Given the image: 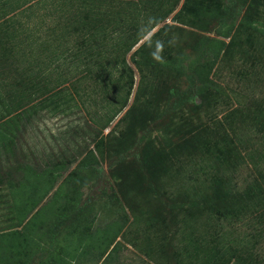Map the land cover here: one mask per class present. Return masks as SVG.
Segmentation results:
<instances>
[{
	"label": "rangeland",
	"instance_id": "1",
	"mask_svg": "<svg viewBox=\"0 0 264 264\" xmlns=\"http://www.w3.org/2000/svg\"><path fill=\"white\" fill-rule=\"evenodd\" d=\"M59 1L36 0L22 9L17 14L21 22L15 23L22 41L11 43L18 49L0 47L3 58L14 55L0 67V83L5 82L0 89L28 99L13 116H4L8 108L2 106V124L15 131L7 148H0V234L6 232L0 247L24 258L34 253L35 264H52L51 256L58 254L67 264H264V0H235L241 13L229 36L221 34L218 17L231 0H205L214 12L199 25L177 22L172 14L156 26L132 51L161 30L152 41L164 42L163 63L147 44L137 62L132 51L127 54L134 73L132 94L104 130L92 116L102 115L125 94L119 83L118 88L109 84L127 75L114 48L120 26L90 38L95 27L77 23L76 13L82 11L70 7L75 12H64L70 15L66 18L54 10L65 7ZM108 1L101 3L104 9ZM127 1L130 11L142 10V0ZM80 8L96 10L93 2ZM54 25L57 32L64 30L61 48L78 54L71 57L83 65L64 62V53L51 60L50 49L41 50L45 42H54ZM207 36L225 45L211 70L215 83L204 105L202 95L190 99L187 92L201 89L200 70L205 69L188 65ZM31 51L48 62L44 74L36 67L33 73L27 58ZM177 57L180 66L174 65ZM98 63L108 67L102 85L90 75ZM60 75L68 78V86L56 90L54 98L63 101L65 110L50 98V89L64 84ZM26 78L43 93L29 91ZM10 98L13 108L17 99ZM29 169L63 172L37 206L24 177ZM23 184L30 192L21 190ZM56 205L68 215L60 224L51 213ZM24 206L33 208L25 215V228L18 218ZM53 217L56 224L50 222ZM114 221L122 224L118 233ZM85 223L92 231L83 235ZM13 228L27 236L19 237Z\"/></svg>",
	"mask_w": 264,
	"mask_h": 264
},
{
	"label": "trees",
	"instance_id": "2",
	"mask_svg": "<svg viewBox=\"0 0 264 264\" xmlns=\"http://www.w3.org/2000/svg\"><path fill=\"white\" fill-rule=\"evenodd\" d=\"M28 1L30 2L29 3L30 5H25L26 3H28L27 1L15 0L13 5L7 6L6 4L11 3V0H0V23H2L1 29H0V46L3 47L4 45H6L7 46L6 49L9 52H15L16 49H18L17 45H16L17 47L14 49L15 45L11 44V43H14V41H16V40L22 41L21 39L17 38L18 34L15 33V30L17 28V27H15V23L17 24L18 22H21L20 20L17 21V19H18L17 14L20 11H22V9H25L31 5H34L35 4L34 1H36V0H28ZM103 1L104 0H60L58 4L60 6L65 5V7L64 8L58 7V8L54 9L57 13L58 12L60 14L62 13L61 14L62 16H66V18H70V15H68V14L64 15V12H75L70 7L77 6V9L82 11V12H77L78 10L76 9V12H77L76 18L78 20L77 23H81L83 21V23L80 25V27H82V25H85V24H88V25L90 24L92 27H95L89 35L90 38H93V36L96 37V36L100 35V32H102V30H105V28L110 29L113 32V30H112L113 26H117V25L120 26V35H119V37H115V38H117V42L115 43L114 48H116L117 53H118V54H116V57H121L119 64H122V67L126 68L127 75H125V76L120 75L119 78H113L111 81H109V84H112L114 87L118 88V83H119L121 85V89H123V90L125 89V94L120 96L121 98L117 97L116 101L111 106H109L108 110L107 111L105 110L102 115L95 113L94 116H92V121L97 126H100L101 130H104L107 127H109L110 124L113 122V120L117 117V115H119L125 109V107H127V105H128V102L130 100V96L132 94L133 85H134V73H133V68L128 64L126 57H127V54L130 53L132 51V49L140 42V40L144 39V37L142 38L139 36V32H140L141 28L147 23L148 18L153 17L156 20V23L154 25H152L150 28V32H151L156 26H158L160 23L165 21L172 14H173V20H175L177 22L179 21L180 23H183L185 25L195 26V25H199V23L204 21L205 14L212 15V12H214L211 7L207 8L206 4L203 3L205 0H149V1L147 0L146 2L142 0V5H143L142 10L139 11L140 8L134 9V11H136V12L130 11L125 6L123 0H117V1L116 0H110V1L107 0L109 2V6L106 7L105 9L103 8V6H101V3ZM91 2L94 3L96 10L93 9L91 12L85 13V8H80V7H84L88 4H90ZM125 3H127V4H138L133 0H129ZM229 3H230L229 7L224 8L222 13L220 12L221 16L218 17V21L221 24V29H222L221 34L223 36H229L230 35V31L234 28V24H235L234 20H236L237 15L241 13V9L235 3V0H231ZM56 9H58V10H56ZM34 11H36V10H34ZM242 20H243V18H242ZM209 23H210L209 21H206L205 25L208 26ZM96 24H98L97 27H96ZM60 26L63 28L62 25H60ZM52 27H51V31H53V32H50V34H51L50 36L51 37L53 36L52 41H54V42H52V43L45 42L44 44L46 46L44 47L43 46L44 44H42L43 48H41V50L47 51V49H50L51 53L47 57H49V59H51V60L56 59V57H58L59 54H57V53H60V55H62V53H64L63 54L65 57V59H63L64 62H66V61H68L69 63L75 62L78 65H83L81 63L76 62V60L78 58L73 59L71 57L74 55L79 56L78 54L73 52L71 49L67 50V49L61 48L63 41H64V38L61 37V33L64 30L61 33H59V32H57V29L55 28L56 25H54V28H52ZM79 29L80 28H77L76 33L79 31ZM65 30H66L65 34H69V29L65 27ZM160 32H161V30H158L149 38L151 40H154V38ZM76 33H74V34H76ZM85 33H86V29H85ZM85 33H84V35H82V37L86 36ZM106 35H109V34H106ZM145 40H143V42L140 43L138 48H136L135 50L132 51L131 56H133V59L136 62H137L136 55L147 44L145 42ZM8 43H10V45H11L10 48L7 45ZM199 45H200L201 49L197 48L196 50H197V52H200V54L198 55L197 59L191 60V62L188 66L190 69L194 70L195 66H197V64H198L199 66H202L203 69H205V72H202V70H200V74H201L200 79H201V82L203 83V86H201V89L199 90L201 93L199 91H196V90H190L187 93L189 94L190 99H195L196 97L202 95V98L204 100V101L203 100L202 101H203L204 105H207V102H209L208 96L210 95L209 91L211 88V84L215 83L214 79L210 78V73H211L212 68L215 66V64L217 63V60L220 57V54L222 51L221 50L222 45H225V44H224L223 40H219V39H215L213 37L207 36L206 41L204 43L199 44ZM32 53H34V54L32 55ZM27 54L30 55L29 57H33L31 59L33 61H30V64L33 63L31 65L34 68L33 73L35 72L36 68L37 69L39 68V73L44 74L43 67L46 66L48 64V62H46V60L43 61L44 58H42V61H40V58L42 57V56H40V52L38 53L35 51H33V52L31 51L30 53H27ZM10 56L12 57L14 55L7 54L4 57V61H7V59L10 58ZM117 63H118V61H117ZM167 63L171 64V61H167ZM179 64H180V60L177 57L176 58V64L174 63V65L180 66ZM96 65H98L97 70L91 71L90 75H92L94 79L95 78L98 79L97 80L98 84L102 85V82L104 81L103 72L106 71L108 69V67L106 66L105 63H103L102 65L98 63ZM116 67H117V65H116ZM30 69H31V67H30ZM117 69H119V67ZM32 77H35V76H32ZM60 77H62V78L59 81L64 82V84H63V86H59L54 90L50 89V93H51L50 98H51V103L55 104L58 109L60 107H62L63 110H65V108L63 107V101H57L58 99L54 98L55 96H57L58 91H56V90L68 86L67 85V82H68L67 79L68 78L66 76H63V75H60ZM123 77H124V80H123ZM58 79H59V77H58ZM26 81H27V85L31 87L30 90L28 89L29 91L35 90L36 93H38V92L43 93L40 91L42 88H40V87L38 88L32 78H26ZM3 83H5V82H1L0 84H3ZM45 87H47V86H45ZM45 87H44V89H45L44 91H46V89H47ZM23 96L25 97L26 94ZM9 97H11L10 99H13V101H14V98L17 99L15 107H13V108L11 105L8 104ZM24 97L18 99L16 97L15 93L4 94V91L0 89V148L2 146L3 147L5 146L7 148V145L9 144V141L13 138L12 135L14 134V131H15V128L11 127L10 125L5 126L2 124L3 115H1V112L2 111L4 112V110H2V106H5L6 108H8L6 110V112L3 113L4 116L5 115H9V116L12 115L13 116L14 114H17L18 111L21 112V110L23 108H26L25 103H26V101H28V99L24 100L25 99ZM44 99H45L44 101L46 102L47 98H44ZM138 99L139 98H136V100H138ZM69 100H70V98L67 97L66 100H64V101L67 102ZM9 120H11V119H9ZM24 174H25L24 175L25 179L27 181L31 182L30 183L31 186H29V187L31 189L30 191H32V193L35 196L34 204H35V206H37L36 200L37 199L39 200L40 198L44 199L47 197L49 192L53 189L57 178L61 177L63 175V172H61L59 170H50L48 172H38V171H34L32 169H29L26 172H24ZM70 178L71 177H67L65 179V183L67 181H69ZM62 185H64V184H62ZM19 189H17V190H19ZM22 189L25 190L26 192H30V191L26 190L24 184L21 186V190ZM58 191H57V193H58ZM34 196H33V198H34ZM20 197H24V196H20ZM33 205L31 207H34ZM56 207H57V205H56ZM56 207H53V210L51 211V213L59 221L58 223L57 222L56 223L60 224V221L65 217L67 218L68 215H66V213H64L65 210L62 209L64 206H58L57 208ZM30 208H28V210H27V209H25V206H24L23 209L21 208L19 210L20 211V214L18 216L19 221H20L19 225H25V222L28 219V216L26 217L25 215L30 213L31 210H33V208L32 209H30ZM25 210H27V211H25ZM54 217L52 218V221H50L51 219L48 221L56 224L55 221H53ZM45 219H46V217H45ZM115 223L117 224V233H118L122 229V224L119 225V223L117 221H114L113 225ZM67 226L68 225H66V227ZM25 227H26V225L24 226V228ZM81 228H82V232L84 231L83 235L92 231L90 223L83 224V226H81ZM13 230H15V229L13 228ZM15 231H16L15 233L20 232L18 236L21 238H23L24 236H27V234L21 232V230H15ZM4 233H6V232H3L2 234H0V236L3 235ZM69 243H71V240L69 241ZM117 244L118 243H116V245ZM19 245H24V244L21 243ZM68 246H69V244L67 245V248H68ZM115 246H114V248H115ZM114 248H113V250H114ZM69 250L70 249L68 248L66 250V253H69ZM50 260L52 262H54L52 264H57V263L67 264L64 261V259L61 256H59V254L56 256H54V255L51 256Z\"/></svg>",
	"mask_w": 264,
	"mask_h": 264
},
{
	"label": "crops",
	"instance_id": "3",
	"mask_svg": "<svg viewBox=\"0 0 264 264\" xmlns=\"http://www.w3.org/2000/svg\"><path fill=\"white\" fill-rule=\"evenodd\" d=\"M1 24L0 23V29H1ZM2 48V46H0ZM1 50V49H0ZM29 55V54H28ZM30 61H33L31 60L33 57H27ZM28 60V61H29ZM0 61H2V64L0 65L1 68H3V61H4V58H3V55L0 51ZM49 65V64H48ZM47 66V65H46ZM43 67V71L45 70V67ZM34 70V68L32 69V71ZM25 251H29V247L25 249ZM34 253H31L30 257L28 255V252L26 253L27 257L24 258V257H20V256H17L16 253L14 252H10L8 249L4 248V247H0V264H35V260L33 258V255ZM18 257V258H17ZM23 258V259H22ZM17 259V260H16ZM22 259V261H21ZM40 264H49V262L47 261H44Z\"/></svg>",
	"mask_w": 264,
	"mask_h": 264
},
{
	"label": "clouds",
	"instance_id": "4",
	"mask_svg": "<svg viewBox=\"0 0 264 264\" xmlns=\"http://www.w3.org/2000/svg\"><path fill=\"white\" fill-rule=\"evenodd\" d=\"M156 23L155 18L153 17H149L147 23L141 28L140 32H139V36L140 37H145L147 36V34L150 32V28L152 25H154ZM176 38L173 37L172 39H170L168 41L169 46L173 45L175 43ZM145 42L147 43L149 48H152L153 51L151 52V55L153 56V58L158 61L163 63V58H162V51H163V47H164V42L163 41H152L150 38L146 39Z\"/></svg>",
	"mask_w": 264,
	"mask_h": 264
}]
</instances>
